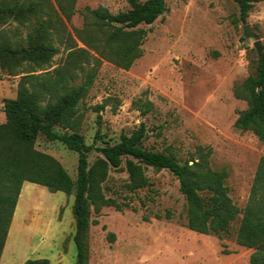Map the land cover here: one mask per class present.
Masks as SVG:
<instances>
[{
    "label": "rangeland",
    "instance_id": "374dc122",
    "mask_svg": "<svg viewBox=\"0 0 264 264\" xmlns=\"http://www.w3.org/2000/svg\"><path fill=\"white\" fill-rule=\"evenodd\" d=\"M41 1L37 15L0 23V44L5 39L28 46L41 24L51 19L48 27L59 52L44 67L24 66L27 71L40 74L65 62L68 45L59 40L54 24L72 37L75 49L90 52V61H84L78 72V82L89 71L95 73L80 103V133L86 143L95 147L115 144L122 135L129 136L144 125L143 146L173 154L182 163L196 157L200 147L210 148L211 167L228 169L230 196L243 209L264 146L252 131L235 126L238 112L247 103L234 96V87L255 73L259 55L255 40L244 36L246 25L264 48V0L254 3L245 22L240 20L235 0H166L163 15L150 25H140L146 31L143 56L129 70L107 60L96 61L98 56L79 40L87 24L86 9L101 6L117 14L130 9L127 0ZM20 76L9 75L0 67V124L6 121L4 101L16 98ZM145 101L153 108L142 114L138 103ZM35 147L56 158L76 178L75 152L42 135ZM99 157L93 150L90 163ZM145 174L149 185L131 193L126 188L125 168L110 170L105 193L116 198L121 208L105 207L99 214L92 210L87 264H250L254 250L236 241L241 215L221 239L191 231L178 179L166 169L147 167ZM74 199L73 194L52 193L43 186L24 183L4 247L5 259L13 257L15 264L24 259L77 264ZM51 225V232L42 235Z\"/></svg>",
    "mask_w": 264,
    "mask_h": 264
},
{
    "label": "trees",
    "instance_id": "16d2710c",
    "mask_svg": "<svg viewBox=\"0 0 264 264\" xmlns=\"http://www.w3.org/2000/svg\"><path fill=\"white\" fill-rule=\"evenodd\" d=\"M130 9L112 14L105 7L86 9L85 29L79 40L95 55L96 61L107 60L116 67L129 70L143 56L146 31L140 25L154 23L166 10V0H127ZM240 20L245 22L255 2L235 0ZM41 0H0V23L23 21L37 15ZM43 22L36 39L28 46L13 45L5 39L0 44V67L9 75L20 76L17 95L4 101L6 121L0 124V262L8 232L24 183L47 188L50 192L74 195L73 214L76 230L73 242L77 264H87V237L91 212L99 214L105 207L121 208L116 198L105 193V182L111 169L125 168L129 192L145 188L149 179L147 167L166 169L179 181L186 202L187 228L199 234L227 236L241 215L236 230L239 245L253 249L250 264H264V155L257 167L246 206L240 209L230 196L226 180L227 168L211 167L212 150L200 147L196 157L184 163L173 154L148 150L143 146L144 125L131 135H122L119 142L102 147L88 145L80 133L83 115L80 103L87 96L95 73L89 71L78 82L83 62L92 55L76 45L70 35L55 26L59 40L68 45L65 62L52 71L35 74L24 66L44 67L59 52L53 44L49 24ZM3 38V37H2ZM94 58V57H93ZM234 96L247 103L238 112L235 126L252 131L264 146V50L259 53L255 73L234 87ZM142 114L152 110L150 101L138 103ZM49 142H60L78 156L76 178L53 156L36 149L40 136ZM101 154L92 164L89 154ZM125 166L123 167V160ZM24 264H50L48 259H27Z\"/></svg>",
    "mask_w": 264,
    "mask_h": 264
},
{
    "label": "water",
    "instance_id": "95a60500",
    "mask_svg": "<svg viewBox=\"0 0 264 264\" xmlns=\"http://www.w3.org/2000/svg\"><path fill=\"white\" fill-rule=\"evenodd\" d=\"M244 36L246 38H252L255 40V47L258 49V52L261 53L264 48L260 45V41L258 40V36L251 30L249 25H246L244 27Z\"/></svg>",
    "mask_w": 264,
    "mask_h": 264
},
{
    "label": "crops",
    "instance_id": "0c3cea01",
    "mask_svg": "<svg viewBox=\"0 0 264 264\" xmlns=\"http://www.w3.org/2000/svg\"><path fill=\"white\" fill-rule=\"evenodd\" d=\"M51 229H52V225L50 227H45L44 228V233L42 235H48L49 232H51ZM26 261V259L22 260L20 264H24V262ZM15 264V261H14V258L11 257L10 259L6 257L5 259V254L2 255V258H1V262L0 264Z\"/></svg>",
    "mask_w": 264,
    "mask_h": 264
}]
</instances>
